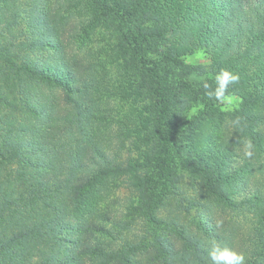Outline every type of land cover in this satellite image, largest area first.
<instances>
[{
  "label": "trees",
  "instance_id": "trees-1",
  "mask_svg": "<svg viewBox=\"0 0 264 264\" xmlns=\"http://www.w3.org/2000/svg\"><path fill=\"white\" fill-rule=\"evenodd\" d=\"M101 25L111 37L90 43ZM22 27L42 37L17 38ZM28 46L55 64L20 56ZM203 48L208 63L183 60ZM221 70L239 76L224 94L240 101L233 135L264 155V0H0V264H211L209 239L264 264V156L233 149L239 165L224 167L216 135H196L222 113ZM244 171L255 178L237 188ZM184 175L254 217L186 220L191 201L161 214ZM120 178L135 230L108 204Z\"/></svg>",
  "mask_w": 264,
  "mask_h": 264
},
{
  "label": "rangeland",
  "instance_id": "rangeland-1",
  "mask_svg": "<svg viewBox=\"0 0 264 264\" xmlns=\"http://www.w3.org/2000/svg\"><path fill=\"white\" fill-rule=\"evenodd\" d=\"M21 8H25V7H21ZM38 23H40V21H37V25L32 26L36 30L37 29L39 30V27H40L38 26L39 25ZM32 27L29 29H26V28L23 29L22 27L21 29L22 35L17 38H23V39L24 38L31 39L35 37L41 38L42 36L39 34H36L35 30ZM98 27L99 28H96L94 31L90 32V35L88 36V38L90 39L89 40L90 43H92L94 40H100V39L103 40V38L111 37L109 35L107 28H105L104 25H101ZM102 28L104 29L102 30ZM182 34L181 32L179 33V35H182ZM185 38H193V36L189 34L185 36ZM16 40H17L16 43H20L22 41L18 39ZM91 46L93 49L92 53L94 54V56H96L97 59L101 60L103 56L105 55V53L99 49L100 44L98 42H95ZM19 54L20 56L29 55L30 58H33L34 60H37L40 63L48 62V60H51L50 62H54V60H52V57L54 55V49H50L48 51V47H45V46H39V47L37 46L33 48H30L28 46V47L20 49ZM183 60L185 62H190V63L206 64L209 62V57L207 53L205 52V49L203 48V49H198L195 51L193 50L191 53L185 54L183 56ZM52 64H55V62ZM226 97H231L232 103H229L227 100L223 99L220 104V110L222 113L219 114L218 116L208 119L207 121L205 120L196 129V135L201 140L202 139L207 140V139H210L212 135H216V140L214 141V145H217L218 147H220L219 140L221 141V144L223 145L224 149L221 148L220 150H224L225 153H223L221 158L220 159L218 158L217 160H219L222 164L224 163V167H225V160L232 161L233 165L235 163L239 165V162H238L239 159L236 160L233 158L235 153L230 156L226 151H232L233 149H235L237 150V152H239L238 155L244 154L243 152L244 141H242L240 144L238 140V136L233 135V132H235L236 128H235V124L233 123L234 121L230 116V114L234 112L235 110L241 111V108L239 106L240 101L234 96H226ZM258 126L260 129L261 136H263L264 135L263 126L260 125V123L258 124ZM263 145H264V141H263ZM253 148H254L253 150L257 152L256 148L255 147ZM122 151L123 150L121 149V152ZM212 152H215V151L212 150ZM257 153L260 154L259 160H262L261 155L264 156L263 153H260L259 150ZM255 162L256 164L264 163V160L259 161V162L255 161ZM10 165L12 168L16 166L15 163H10ZM245 170L255 171L254 166H248V165L245 166ZM254 176H255V173H254ZM254 176L252 177V175H248L246 171H244L242 174V177L239 179V181L236 182L237 188L241 186L244 180H246L247 178L250 179L252 177L251 180H253L255 178ZM256 177H259V174H257ZM112 184H114L113 185L114 188H113V192L111 196V201L108 203L109 206H112V208H114L113 210L116 213H119V215L123 211V208H125V211L123 212H126L127 209H129L126 212V214L129 212L133 213L134 214V216H132L133 223H136V225L133 224L132 230H135L134 228L142 227L143 226L142 221L136 215L135 210H133L135 203L132 200L137 197L135 190L131 186H129L128 183L122 181L121 178L118 179V181L116 180L113 181ZM175 184L177 185L180 184V185L177 188L174 187L172 189V192H174L172 195L171 194L167 195V200H166L167 205L161 210V214H162V211H163V214L165 215L172 214V209L175 203L177 202L181 203L182 205H186L187 201H191V202H195L194 203L195 205L190 208L188 216L185 217L186 220L189 219L190 217H194L196 218V220H198L203 217L206 218L210 216V217H213L212 219H214L215 221H218V222L221 221V223L222 222H226L228 224L236 223V224H240L244 226L245 222L250 220L249 218L254 217L251 214H246L245 209H243V211L242 210L239 211V210H232V209L225 208V207L219 208L214 200H211L210 197H207L205 193V188L203 187V182L200 179H196V178L193 179L191 175L181 176ZM209 206H216V209H211V207ZM190 223L192 225L195 224L194 221H191ZM207 244H210L208 245L209 247H212L213 245H219L221 248L226 247V245H221L219 244L218 241L212 240V239H209ZM238 246L239 245H237L236 248Z\"/></svg>",
  "mask_w": 264,
  "mask_h": 264
},
{
  "label": "clouds",
  "instance_id": "clouds-1",
  "mask_svg": "<svg viewBox=\"0 0 264 264\" xmlns=\"http://www.w3.org/2000/svg\"><path fill=\"white\" fill-rule=\"evenodd\" d=\"M238 80V74L228 70H221L216 75V83L218 87L215 90V96L218 99H225L229 103H232L231 97H226L224 94L229 84L236 83ZM233 123L238 124V121H234ZM253 147L254 146L250 141L244 142L243 152L246 157H251L254 155ZM209 258L211 264H244L245 261V256L243 253H237L228 249L227 247L221 248L219 245H213L209 253Z\"/></svg>",
  "mask_w": 264,
  "mask_h": 264
}]
</instances>
